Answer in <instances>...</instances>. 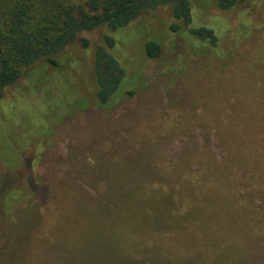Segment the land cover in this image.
<instances>
[{"label": "rangeland", "instance_id": "obj_1", "mask_svg": "<svg viewBox=\"0 0 264 264\" xmlns=\"http://www.w3.org/2000/svg\"><path fill=\"white\" fill-rule=\"evenodd\" d=\"M85 1L0 0V56L20 9L36 28ZM174 22L162 6L117 38L130 84L105 107L94 55L106 29L6 89L0 264H264V0L195 1L191 25L214 41Z\"/></svg>", "mask_w": 264, "mask_h": 264}, {"label": "trees", "instance_id": "obj_2", "mask_svg": "<svg viewBox=\"0 0 264 264\" xmlns=\"http://www.w3.org/2000/svg\"><path fill=\"white\" fill-rule=\"evenodd\" d=\"M195 1L197 0H86L82 5L59 7L56 15L48 16L45 23L36 28L27 22L28 9H20L10 28L7 52L0 56V99L5 97L7 88L19 83L25 75L41 71V67L37 69L41 64L58 68L63 62V52L74 43L80 42L84 49L89 48L90 39L84 34L106 29L107 32L102 36L104 45L98 46L94 55L97 86L94 98L100 107L107 106L123 97L127 83L130 84L125 68L113 54L117 38L123 36L141 16L162 6H171L175 20L171 26L172 31L176 32L186 26L191 39H216L212 29L192 27ZM214 1L223 11L239 5V0ZM145 52L150 59H157L162 48L157 41L150 40L145 44ZM50 86L37 85L43 90L39 99H42L45 89ZM92 96L90 91L88 95H82L79 108L92 101Z\"/></svg>", "mask_w": 264, "mask_h": 264}]
</instances>
